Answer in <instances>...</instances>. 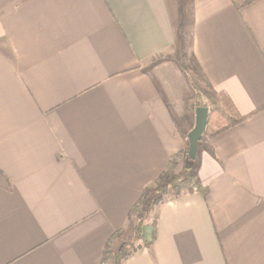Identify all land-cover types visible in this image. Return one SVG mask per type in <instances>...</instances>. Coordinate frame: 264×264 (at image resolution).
I'll return each instance as SVG.
<instances>
[{
    "label": "crops",
    "instance_id": "0c3cea01",
    "mask_svg": "<svg viewBox=\"0 0 264 264\" xmlns=\"http://www.w3.org/2000/svg\"><path fill=\"white\" fill-rule=\"evenodd\" d=\"M184 53L245 118L122 264H264V0H0V264L111 263L194 125Z\"/></svg>",
    "mask_w": 264,
    "mask_h": 264
},
{
    "label": "trees",
    "instance_id": "16d2710c",
    "mask_svg": "<svg viewBox=\"0 0 264 264\" xmlns=\"http://www.w3.org/2000/svg\"><path fill=\"white\" fill-rule=\"evenodd\" d=\"M230 1L236 9H241L256 0ZM180 66L185 72L194 92L195 107L205 106L208 108L207 123L200 141L203 137L215 136L225 129L240 123L245 118L238 112L225 91H217L213 88L192 55L182 54L180 56ZM179 132L185 142V149L179 157L175 155L169 160L161 173L145 187L136 203L131 207L128 213V225L132 227V234L113 253V264H122L138 248L150 246L151 241L144 239L143 228L147 224L153 226L155 222L154 213L158 205L166 200L175 199L187 193L195 191L206 193V188L197 178L195 159L190 160L186 156L188 146L187 132L180 129ZM179 162L180 166L178 165ZM133 218L136 219L134 223L131 222ZM124 231V228L116 231L111 236V239L121 235ZM106 258L107 250L105 249L103 264Z\"/></svg>",
    "mask_w": 264,
    "mask_h": 264
},
{
    "label": "water",
    "instance_id": "95a60500",
    "mask_svg": "<svg viewBox=\"0 0 264 264\" xmlns=\"http://www.w3.org/2000/svg\"><path fill=\"white\" fill-rule=\"evenodd\" d=\"M208 108L205 106H197L195 108V122L193 127L187 133V151L186 156L190 160H194L196 156L197 143L202 138L207 123Z\"/></svg>",
    "mask_w": 264,
    "mask_h": 264
},
{
    "label": "rangeland",
    "instance_id": "374dc122",
    "mask_svg": "<svg viewBox=\"0 0 264 264\" xmlns=\"http://www.w3.org/2000/svg\"><path fill=\"white\" fill-rule=\"evenodd\" d=\"M184 7L186 8V11H187V12H186L185 14L187 15V18H188V17H189V14H188V10H189L188 7H189V5L187 4V6H184ZM187 20H188V19H187ZM187 20H186V21H187ZM153 213H154V212H153ZM153 213H152V215H153ZM106 260H107V259H106ZM104 264H106V261L104 262ZM110 264H113V259H111V263H110Z\"/></svg>",
    "mask_w": 264,
    "mask_h": 264
}]
</instances>
